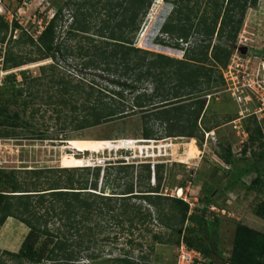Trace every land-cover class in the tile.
Instances as JSON below:
<instances>
[{"label":"trees","instance_id":"16d2710c","mask_svg":"<svg viewBox=\"0 0 264 264\" xmlns=\"http://www.w3.org/2000/svg\"><path fill=\"white\" fill-rule=\"evenodd\" d=\"M165 1L173 8L160 32L169 40L192 41L183 59L134 46L141 21L153 0H88L82 4L76 0H66L65 4L57 0L53 17L37 38L22 28L16 18L18 13L13 12L16 16L13 15L12 21L0 15V45H5L3 70L52 60L53 64L40 67L41 74L49 71L52 76L49 82L58 86L56 94L48 99L52 102L55 97L51 104L74 115L77 129L98 126L137 110L144 117L153 114L155 123L165 127L164 137H159L146 125L143 139H203L204 133L220 126L205 119L207 101L217 100V91L231 99L223 92L222 71L232 55L247 11L257 7L259 0ZM72 5L74 9L70 8ZM66 9L71 12V22L63 27ZM102 11L104 19L94 26L93 13ZM63 28H66L65 38L60 41ZM16 31L20 33L13 39ZM69 40L77 41V45L67 44ZM175 46L181 48L179 43ZM69 57L80 59L81 70H94L102 78H110L115 89H105L97 81H87L84 77L74 83L69 75H61L58 65ZM20 75L23 82L27 80V71H21ZM41 79L37 77L33 81L41 84ZM146 84L152 86L150 93ZM33 97L36 96L32 92L24 94L16 74L3 79L1 138L14 136L20 126L30 127L22 114L29 109ZM128 98L132 104L125 107ZM20 100L22 112L15 108ZM235 107V115L227 117V122L236 118V104ZM244 126L248 133L242 150L244 161L239 163L230 145L221 146L217 156L230 167L228 184L220 193L214 187L203 186L201 205L192 210L184 199L160 191L164 165H125L123 161L109 165L104 183L113 188L110 196H105L103 191L91 192L97 191L101 173V167L95 163L94 169L87 166L26 170L29 183L19 181V172L15 170L0 169V228L7 219L14 218L29 230L18 252H4L7 260L15 264H99L96 262L103 257V251L98 249V237L114 227L127 233L130 249L124 247L117 257L103 260L105 264H156L150 260L156 246L178 247L182 242L202 253L206 264H264V232L242 223L236 225L231 254L225 257L220 239L221 213L210 209L215 206L222 210L216 203L217 196L241 185L261 196L254 206V215L264 221V137L261 125L253 117L246 119ZM249 151L251 156L245 159ZM137 168L142 170L135 175ZM253 173L257 177L252 185H245L242 178ZM56 174L60 175L55 177ZM42 177L49 178L46 188L41 187ZM144 182L148 191H137L136 187ZM54 221L60 222L56 229L51 226ZM144 237L149 239L147 245L137 241ZM0 264L6 261L0 259Z\"/></svg>","mask_w":264,"mask_h":264},{"label":"rangeland","instance_id":"374dc122","mask_svg":"<svg viewBox=\"0 0 264 264\" xmlns=\"http://www.w3.org/2000/svg\"><path fill=\"white\" fill-rule=\"evenodd\" d=\"M23 1L3 0L2 9L5 14L0 15H4L6 19L8 17L9 21L10 15L16 16L13 12L18 13L16 18L22 28L37 38L46 23L53 17L57 0ZM61 1L63 4L66 2V0ZM86 1L88 0H76L77 3L81 4ZM73 7L72 5L70 8L74 9ZM172 8V4L167 3L165 0H153L150 9L141 21L139 32L135 38V47L181 59L180 49L175 46L174 40H169L166 34L160 32ZM68 9L64 11L65 22L62 23L64 24L63 27L68 26L71 22V12ZM93 15V25L96 26L101 19H104L105 12L93 13ZM65 29L63 28L60 32V41L65 38ZM19 33L20 31H16L13 39L17 38ZM240 34L243 38L248 39L246 42L249 47L258 50L264 49V0H259L257 7L247 11ZM67 44L75 47L77 41L69 40ZM4 51L5 45H0V78L4 79L8 74L14 73L18 77L19 86L23 87L24 94L32 92L36 96L33 97L29 109L22 114V119L29 121L30 127L20 126L16 128L14 136H10L0 143V169L19 172L17 174L19 181L23 183H29L30 181L29 176L24 173L26 170L85 168L87 166L94 169V167L100 166L101 173L97 191L91 190V192L101 193L103 191L105 196H110L113 188L111 185L106 186L104 183L106 168L109 164L118 165L116 164L118 161H123V158L128 156L134 157L132 161L139 162L133 164L136 166L151 164V162L164 165L160 190L162 194L177 197L178 189L183 188L184 192L181 198L186 199L191 204L190 207L195 208L201 205L199 201L202 197L203 186L214 187L216 188L215 192L220 193V190L225 189L228 184L227 171L230 167L217 156L221 146L230 145L236 158L239 159V163L244 161L242 160V150L246 145V141L242 143V139L230 125V121L227 122V117L235 115L236 107L222 91L215 92L217 100L207 101L205 116L207 121H216L220 126L209 133V136L204 133L203 139L201 137L198 140L186 137L143 139L146 125L159 137L164 135L165 127L158 122L155 123L153 114L144 117V114L137 110H133L135 112L128 111L127 116L116 118L98 126L77 129V123L73 122L74 115L68 109H62L59 105L51 104L56 99L55 97L51 100L52 102L48 99V96L56 94L58 86L49 82L52 77L49 71L41 74L40 67L53 64L52 60H43L27 64L18 69L5 71L3 70L2 59ZM250 52H252V49H250ZM78 63H80V59L69 57L66 61L59 63L58 70L61 71V75H69L74 83L84 77L87 81H97L99 86L105 89L106 87L115 89L110 84V78L107 76L102 78L101 74L94 70H81ZM21 71H27L28 78L24 82L20 75ZM37 77L42 78L41 84L33 81ZM147 88H149L148 92L150 93L152 86ZM127 95L129 94H126V97ZM131 104V98H128L125 107H130ZM15 108L20 112L23 111L21 100ZM40 134L47 137L40 139L38 136ZM254 149H257V147ZM250 156L249 151L245 159ZM143 159H145L144 162ZM94 163L96 166H92ZM141 170V168L135 169L134 174H139ZM59 175L56 174L55 177ZM91 177L90 175V179ZM256 177L257 174L253 173L243 177L242 180L245 185L249 186L252 185V181ZM48 179L46 177L41 178L42 188L48 187L46 183ZM151 184H155L153 178ZM146 186L144 182L142 186L136 187V190L148 191ZM260 199L261 196L255 191L248 190L241 185H236L217 196L216 203L219 205L218 207L226 210L225 215L220 214L219 216L222 219L221 247L226 258H229L231 254L238 223L264 232V221L254 215V206ZM59 223L54 221L51 224L52 228L56 229ZM28 232V228L18 220L14 218L7 219L0 228V259L5 260L6 264H15L13 261L7 260L8 256L4 252H18ZM107 237H109V240L105 241ZM134 238L136 239L137 235ZM98 239L100 241L98 249L103 251V257L96 262L99 264H105L103 260L109 257H117L124 247L126 249L130 247L127 246V233H121L118 228L110 227L103 234H100ZM137 241H142L145 245L149 243V239L145 237L144 239L138 238ZM144 249L146 253H149L146 247ZM176 259L177 247L170 245L156 246L155 252L150 255L151 262L156 264H175Z\"/></svg>","mask_w":264,"mask_h":264},{"label":"built area","instance_id":"2783aa9c","mask_svg":"<svg viewBox=\"0 0 264 264\" xmlns=\"http://www.w3.org/2000/svg\"><path fill=\"white\" fill-rule=\"evenodd\" d=\"M0 8H3V0H0ZM12 19L13 15H10L9 21ZM247 40V38H243L242 35L239 34L229 62L222 71L225 82L223 92L227 93L231 97L238 108L237 116L233 121L230 122V125L237 135L242 139V143L248 139V133L244 125L246 119L250 117L256 119L261 125L262 134L264 137V49H259V51L258 49L249 47L248 43L246 42ZM174 42L179 43L181 47L179 48L181 59H183L185 50L192 44V41L189 40L188 42H185L182 39H179ZM243 47L247 48L246 53L242 52ZM250 49H252V52H250ZM1 78L0 87L3 84V79ZM210 97V95L207 96L208 99H210ZM205 134L208 135L209 133ZM4 139L5 138L0 137V143H2ZM133 159L134 157L125 156L123 158V164L133 165L139 163L138 161H132ZM144 160L145 159L142 161L144 162ZM151 164L155 165L157 163L151 162ZM184 200L188 202L186 199ZM192 209L193 208L191 207V210ZM210 209L212 211L220 212L223 215L226 214V210H220L215 206H211ZM176 264H206V259L202 253L188 248V246L182 242L177 247Z\"/></svg>","mask_w":264,"mask_h":264},{"label":"bare ground","instance_id":"6f19581e","mask_svg":"<svg viewBox=\"0 0 264 264\" xmlns=\"http://www.w3.org/2000/svg\"><path fill=\"white\" fill-rule=\"evenodd\" d=\"M0 12L3 13V9L2 8H0ZM181 196H183V189L179 188L178 189V193H177V197L180 198Z\"/></svg>","mask_w":264,"mask_h":264},{"label":"water","instance_id":"95a60500","mask_svg":"<svg viewBox=\"0 0 264 264\" xmlns=\"http://www.w3.org/2000/svg\"><path fill=\"white\" fill-rule=\"evenodd\" d=\"M246 51H247V48H246V47H243V48H242V52H243V53H246ZM109 188H111V186H109Z\"/></svg>","mask_w":264,"mask_h":264},{"label":"crops","instance_id":"0c3cea01","mask_svg":"<svg viewBox=\"0 0 264 264\" xmlns=\"http://www.w3.org/2000/svg\"><path fill=\"white\" fill-rule=\"evenodd\" d=\"M178 138H182V137H178ZM183 192H184V190H183Z\"/></svg>","mask_w":264,"mask_h":264},{"label":"clouds","instance_id":"9594fccd","mask_svg":"<svg viewBox=\"0 0 264 264\" xmlns=\"http://www.w3.org/2000/svg\"><path fill=\"white\" fill-rule=\"evenodd\" d=\"M100 167V166H99Z\"/></svg>","mask_w":264,"mask_h":264}]
</instances>
